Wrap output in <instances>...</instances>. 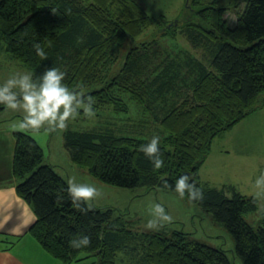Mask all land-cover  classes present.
Here are the masks:
<instances>
[{"label": "trees", "instance_id": "obj_1", "mask_svg": "<svg viewBox=\"0 0 264 264\" xmlns=\"http://www.w3.org/2000/svg\"><path fill=\"white\" fill-rule=\"evenodd\" d=\"M243 2L231 26L225 13ZM163 20L137 0H0V50L22 61L34 79L46 67L63 71V82L82 93L85 103L91 100L93 111L110 106L129 114L131 102H137L146 113L156 114L164 162L160 169L138 150L149 142L145 136L68 129L65 146L74 162L120 187L175 191V179L188 175L203 192L202 199L191 201L226 226L235 240L234 254L243 264H264V217L257 228L244 217L258 209L257 197L229 186L230 196L200 176L213 139L254 111L264 94V0H186L181 16L166 24L159 38L134 45L114 68L127 40ZM180 33L192 46L205 48L208 63L162 44V38L173 41ZM35 44L46 59L36 54ZM162 49L167 57L157 62ZM5 108L0 105V113ZM159 108L168 109L161 116ZM14 137L16 190L37 217L29 232L65 264L89 256L97 264H118L122 254H130L133 264H232L225 249L185 230L137 231L113 208L87 202L81 204L86 211H80L67 193L68 180L44 161L37 139L20 130ZM83 235L90 238L88 246L69 245Z\"/></svg>", "mask_w": 264, "mask_h": 264}, {"label": "rangeland", "instance_id": "obj_2", "mask_svg": "<svg viewBox=\"0 0 264 264\" xmlns=\"http://www.w3.org/2000/svg\"><path fill=\"white\" fill-rule=\"evenodd\" d=\"M149 12L150 15L161 21L160 26L153 25L135 40H127L121 47L116 63L119 68L125 55L131 47L142 41H150L154 37H160L164 26L181 16L185 8L186 0H137ZM245 3L239 7L229 8L225 13L229 24L235 26L239 11ZM162 44L167 48L186 50L194 57L208 63L209 53L205 48L192 46L186 35L180 33L178 39H163ZM160 51L161 60L166 56V51ZM172 50V53H175ZM154 68V66H151ZM184 72L187 70L184 67ZM17 72L33 73L22 61L11 58L6 51L0 50V83ZM186 90L183 88L182 91ZM180 96V95H179ZM182 99V97H179ZM176 98L169 102L176 103ZM264 94L260 95L255 105L258 107L249 113L243 120L232 129L216 136L211 145V151L200 168V176L203 182L219 189L225 188L227 194L232 196L233 192L229 186L246 195H254L258 199V209L245 214V218L257 228L264 217V189L257 188L256 179L264 173ZM86 106V103L85 105ZM163 106V104H161ZM168 109V108H167ZM166 109V110H167ZM158 109L161 116L166 111ZM164 111V112H162ZM87 115L83 107L78 110L73 118L67 122L64 129L55 131L47 130V125L39 130L23 129L19 127L22 120L20 110L5 108L0 113V133L5 130L28 131L39 142L44 149L46 163L52 164L56 171L66 180L73 179L76 183L90 184L98 189V195L87 201L93 207H111L114 214L137 231H156L162 227L170 229L185 230L196 240L220 247L227 251L232 264H243L242 260L234 254L235 240L229 230L218 222L213 213L204 210L197 202L191 201L186 195L181 198L178 193L163 188H152L141 186L138 188H125L106 183L95 177L87 167L74 162L65 146L64 133L68 129L74 130H96L99 132L111 131L118 135L130 134L134 136H145L149 140L153 135L160 138V123L156 114L146 113L137 102H131L129 114L116 113L112 107L106 106L93 111ZM12 136V135H11ZM13 137V136H12ZM13 140V139H12ZM160 203L171 216V221L166 222L157 229H148L147 221L152 218V209L155 204ZM31 212L34 210L31 206ZM32 238L31 235H29ZM33 240H35L33 238ZM37 241V240H36ZM38 242V241H37ZM39 243V242H38ZM85 253L82 255L84 256ZM96 257L89 256L80 260L81 264L94 263ZM73 262L72 264H80ZM135 260L130 254H122L118 258V264H133ZM64 264V262H62Z\"/></svg>", "mask_w": 264, "mask_h": 264}, {"label": "clouds", "instance_id": "obj_3", "mask_svg": "<svg viewBox=\"0 0 264 264\" xmlns=\"http://www.w3.org/2000/svg\"><path fill=\"white\" fill-rule=\"evenodd\" d=\"M36 54L46 59V52L39 46L33 45ZM65 73L56 67H46L44 72L35 79L30 72H17L4 82L0 83V105L11 110H20L22 120L20 128L39 130L47 125V130L55 131L64 129L70 118L83 107L87 115H92V101L85 98L82 93L70 90L63 82ZM152 162L154 169L163 167L161 158L160 137L153 135L149 142L142 144L138 149ZM67 193L80 211H86L81 207L82 203L93 199L98 195V189L90 184L76 183L73 179L68 180ZM257 188L264 189V173L255 181ZM175 192L183 198L187 194L190 200L203 198L202 190L196 186L188 175H180L175 179ZM152 218L147 221L148 229H157L166 222L171 221V216L165 207L157 203L152 209ZM90 243L87 235L69 240L73 248L86 247Z\"/></svg>", "mask_w": 264, "mask_h": 264}, {"label": "crops", "instance_id": "obj_4", "mask_svg": "<svg viewBox=\"0 0 264 264\" xmlns=\"http://www.w3.org/2000/svg\"><path fill=\"white\" fill-rule=\"evenodd\" d=\"M14 151V131L5 130L0 133V264H62L29 232L37 217L17 193L18 180L12 172Z\"/></svg>", "mask_w": 264, "mask_h": 264}, {"label": "water", "instance_id": "obj_5", "mask_svg": "<svg viewBox=\"0 0 264 264\" xmlns=\"http://www.w3.org/2000/svg\"><path fill=\"white\" fill-rule=\"evenodd\" d=\"M171 25V24H170Z\"/></svg>", "mask_w": 264, "mask_h": 264}]
</instances>
